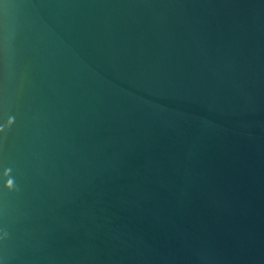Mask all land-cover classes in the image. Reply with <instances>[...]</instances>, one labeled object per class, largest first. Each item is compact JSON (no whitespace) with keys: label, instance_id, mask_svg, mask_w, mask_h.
<instances>
[{"label":"water","instance_id":"water-1","mask_svg":"<svg viewBox=\"0 0 264 264\" xmlns=\"http://www.w3.org/2000/svg\"><path fill=\"white\" fill-rule=\"evenodd\" d=\"M0 264H264V0H0Z\"/></svg>","mask_w":264,"mask_h":264},{"label":"clouds","instance_id":"clouds-1","mask_svg":"<svg viewBox=\"0 0 264 264\" xmlns=\"http://www.w3.org/2000/svg\"><path fill=\"white\" fill-rule=\"evenodd\" d=\"M6 238V234L4 236H0V239H4Z\"/></svg>","mask_w":264,"mask_h":264}]
</instances>
